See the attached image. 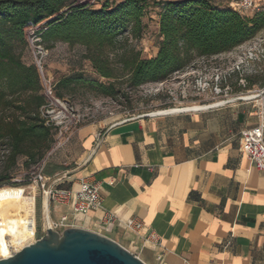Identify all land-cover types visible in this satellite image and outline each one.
Returning a JSON list of instances; mask_svg holds the SVG:
<instances>
[{
    "label": "crops",
    "instance_id": "0c3cea01",
    "mask_svg": "<svg viewBox=\"0 0 264 264\" xmlns=\"http://www.w3.org/2000/svg\"><path fill=\"white\" fill-rule=\"evenodd\" d=\"M237 99L88 129L80 166L58 178L73 192L81 177L97 183L102 205L75 214L74 195L49 202L52 221L67 216L66 227L102 233L147 264H264V172L240 148L264 100L252 98L251 109L252 99ZM130 218L142 220L140 233ZM152 231L159 242L145 241Z\"/></svg>",
    "mask_w": 264,
    "mask_h": 264
},
{
    "label": "trees",
    "instance_id": "16d2710c",
    "mask_svg": "<svg viewBox=\"0 0 264 264\" xmlns=\"http://www.w3.org/2000/svg\"><path fill=\"white\" fill-rule=\"evenodd\" d=\"M158 3L162 11L157 54L141 57L135 53L122 60L131 87L164 81L183 70L194 51L201 56L229 51L264 28V8L247 15L234 9L230 0L227 7H220L213 0ZM147 6L148 0H121L99 8L82 0H0V144L8 150V167L20 157L26 167H31L44 158L53 142L54 127L46 123L41 111L48 102L39 69L35 63H24L14 49L15 42H27L28 26H39L38 33L46 48L57 41L85 46L86 57L97 73L117 78L111 50L126 31L141 38ZM76 85L111 97L118 93L115 82L89 79L75 72L58 81L57 94L63 96L59 89ZM49 166L48 163L45 173L50 175L54 170H49ZM12 177L7 172L1 174L0 187L19 185L12 182Z\"/></svg>",
    "mask_w": 264,
    "mask_h": 264
},
{
    "label": "rangeland",
    "instance_id": "374dc122",
    "mask_svg": "<svg viewBox=\"0 0 264 264\" xmlns=\"http://www.w3.org/2000/svg\"><path fill=\"white\" fill-rule=\"evenodd\" d=\"M82 1L99 8L104 3L114 5L121 0ZM158 1L165 0H148L141 38L126 31L119 36L116 46L111 50L110 58L116 67L117 78L100 76L91 60L86 57V47L81 44L71 45L57 41L50 48L43 44L48 50L43 59V69L39 71L43 94L46 96L45 85L51 86L55 100L60 101L58 105H52L54 111L51 112L60 125L53 129L52 146L44 156L47 164H50L49 170H54L50 184L68 170L72 172L80 166L84 156L82 137L88 129L102 130L109 121L143 113L194 108L237 98H242L237 100L243 101V98H253L250 95L254 94V90L264 88V28L229 51L213 56H201L194 51L187 66L164 81L131 87L127 82L129 72L123 67L122 60L135 53H139L141 57L157 54L161 40L159 15L162 11V5ZM213 1L220 7H227L229 4V0ZM259 8H264V0L260 1ZM253 13L254 11H248L242 14ZM14 49L24 63H35L28 40L15 42ZM75 72H81L89 79L115 82L117 95L106 96L87 86L76 85L59 89L63 93V96H59L56 87L58 81ZM197 80L209 87L205 91L198 90ZM46 99L50 104L51 100ZM254 100L252 99L251 109H255L252 106L255 104ZM48 104L42 106L41 110L46 112ZM7 154V148L0 144V178L1 174L4 176L7 172L13 176L12 182L19 185L0 187V224L8 226L7 239L2 247L0 244V258L17 252L31 242L35 230V210L39 225L43 226L45 223L43 190L35 181L33 173L37 163L26 167L24 158L20 157L15 165L8 167ZM57 166L62 168L56 169ZM45 174L49 176L48 173Z\"/></svg>",
    "mask_w": 264,
    "mask_h": 264
},
{
    "label": "built area",
    "instance_id": "2783aa9c",
    "mask_svg": "<svg viewBox=\"0 0 264 264\" xmlns=\"http://www.w3.org/2000/svg\"><path fill=\"white\" fill-rule=\"evenodd\" d=\"M261 0H230V5L238 10L239 12H248L255 11L259 9V3ZM38 25L31 24L27 28V40L29 46L34 55V62L37 65L39 71L43 69V59L47 54L48 50L45 49L42 43V39L40 34ZM175 73H180L177 71ZM196 83V87L198 90L205 91L209 86L206 83H202V81H198ZM45 97L51 100L50 104H48V108L46 112L42 111L43 116L46 117V123L48 125H52L54 128H57L60 125V122L52 117L51 112L54 111L52 105H58L60 101H56L51 86L45 85ZM254 96L253 98H261L264 100V88L254 90V94L250 95ZM54 99V100H53ZM252 99V98H250ZM46 104V105H47ZM51 108L52 110H50ZM261 120L253 126H250L243 130L241 139H240V148L241 150L251 159L254 166L264 172V105H262L260 109ZM103 140V132L100 131L95 141L96 147L99 146L101 141ZM47 162L46 159L43 158L36 164V168L33 171L35 181L41 185L43 190L44 197L47 196L49 202H68L71 200V197L74 195L73 200V213H87L89 210L97 209L102 205V195L100 192L99 185L95 182L90 181L87 177L79 178V189L73 192L67 188H61L60 184L63 183L62 178H55L54 181L50 184L52 176H47L45 171ZM36 199V195H35ZM35 219H36V227L33 239L30 244L35 242L38 238H40L43 233L46 232L48 228H53L59 230V228H66V222L68 221L67 216H63L60 222H52V226L46 227L45 223L43 226H40L37 218V210H35ZM114 220V216L108 214L105 217L106 222H112ZM125 225L128 229L140 233L144 229V223L142 220L138 218H130L125 222ZM64 229V228H63ZM42 233L39 236V233ZM145 241L157 243L160 240L159 235L156 232H149L144 236Z\"/></svg>",
    "mask_w": 264,
    "mask_h": 264
},
{
    "label": "water",
    "instance_id": "95a60500",
    "mask_svg": "<svg viewBox=\"0 0 264 264\" xmlns=\"http://www.w3.org/2000/svg\"><path fill=\"white\" fill-rule=\"evenodd\" d=\"M0 264H147L118 241L82 227L48 228Z\"/></svg>",
    "mask_w": 264,
    "mask_h": 264
},
{
    "label": "bare ground",
    "instance_id": "6f19581e",
    "mask_svg": "<svg viewBox=\"0 0 264 264\" xmlns=\"http://www.w3.org/2000/svg\"><path fill=\"white\" fill-rule=\"evenodd\" d=\"M186 109H188V108L171 109L170 112L171 111H181V110H186ZM164 112H169V111H162V112H158V113H164ZM34 203H35V199H34ZM43 206H44V214H45V226L50 227V226H52L53 221H52L50 214H49L50 209H49V200H48L47 196L44 197ZM21 209L24 211L23 207H21ZM21 219H22V217H21ZM35 227H36V219H35ZM7 230H8V226L6 224H0V244H1V247H2V244L7 239ZM34 233H35V230H34ZM33 236H32V239H33ZM17 252H15V253H17ZM15 253H13L12 255H14ZM12 255H9V256H12ZM9 256H7V257H9ZM3 258H5V257H3Z\"/></svg>",
    "mask_w": 264,
    "mask_h": 264
}]
</instances>
